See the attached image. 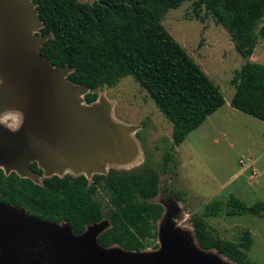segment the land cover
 Returning <instances> with one entry per match:
<instances>
[{"label":"trees","instance_id":"1","mask_svg":"<svg viewBox=\"0 0 264 264\" xmlns=\"http://www.w3.org/2000/svg\"><path fill=\"white\" fill-rule=\"evenodd\" d=\"M46 37L40 54L56 66L72 71L69 81L84 85L86 103L94 102L98 90L113 87L130 75L147 92L172 125L171 141L163 156L168 166L174 149L188 133L220 108L225 100L204 70L194 61L161 23L170 8L184 0H32ZM229 34L235 50L245 60L235 70L230 84L233 108L264 121V64L250 59L258 40L257 27L264 18V0H196ZM264 35V26L260 30ZM29 167L39 176L36 162ZM159 173L145 172L141 164L131 168H109L105 173L43 177L35 183L16 172L0 168V201L34 217L64 221L72 232L82 234L88 225L104 218L96 191L104 185L110 192L109 225L96 239L103 247L117 245L123 250L141 251L156 247V224L164 207L153 200L159 192ZM177 199L179 194L173 193ZM250 214L264 216V200L246 204L230 194L203 206L190 218L197 245L214 250L235 264H257L247 252L251 233L245 229L237 241L223 238L207 224V216Z\"/></svg>","mask_w":264,"mask_h":264},{"label":"rangeland","instance_id":"2","mask_svg":"<svg viewBox=\"0 0 264 264\" xmlns=\"http://www.w3.org/2000/svg\"><path fill=\"white\" fill-rule=\"evenodd\" d=\"M195 1L184 0L165 12L160 21L218 86L225 102L175 147L173 161L168 166L163 163L172 125L132 76H124L117 85L98 90V100L93 105L96 108L90 106L100 112L104 127H123L118 128V144L113 146L106 168L128 169L141 164L145 172L155 170L160 178L159 192L153 198L164 207L156 224L157 246L151 243L139 252L113 246L108 252L115 259L127 258L140 264H235L214 250L197 246L190 218L202 213L206 203L224 200L230 194L246 204L264 200V121L230 104L234 94L230 79L245 60L212 15L203 7L197 9L196 15ZM263 26L264 18L258 24V40L250 57L261 64H264V35L260 34ZM24 108L23 104L18 109L24 114L23 125L28 116L21 110ZM14 110L15 107L0 111V132H11L6 125L14 123L17 115ZM122 147L130 149L131 157L121 153ZM95 195L102 203L104 218L87 230L98 232L109 225L110 192L101 185ZM205 219L217 235L229 240L237 241L248 229L252 245L247 256L257 264H264V216L242 214ZM5 258L6 252L0 246V263Z\"/></svg>","mask_w":264,"mask_h":264},{"label":"water","instance_id":"3","mask_svg":"<svg viewBox=\"0 0 264 264\" xmlns=\"http://www.w3.org/2000/svg\"><path fill=\"white\" fill-rule=\"evenodd\" d=\"M42 26L32 0H0V111L20 109L24 104L21 110L26 111L32 125L17 141L0 132V168L35 183L41 176L29 167L31 162L42 169L43 177L63 176V171H69L90 179L94 173L107 172L104 163L113 155L118 128L123 127H104L100 112L90 107L98 97L86 103L88 88L67 78L72 69L56 66L40 54L46 37L35 32ZM76 87L84 88L83 93ZM27 95L30 100L25 103ZM120 151L131 157L127 147ZM100 161L103 166H99ZM102 230L86 228L75 234L64 221L34 217L22 207L0 201V246L6 252L0 264H140L115 259L108 252L113 246L103 247L96 239Z\"/></svg>","mask_w":264,"mask_h":264},{"label":"bare ground","instance_id":"4","mask_svg":"<svg viewBox=\"0 0 264 264\" xmlns=\"http://www.w3.org/2000/svg\"><path fill=\"white\" fill-rule=\"evenodd\" d=\"M76 89H79L81 91V93H83V91H84V88H82V87H76ZM28 100H30V96L27 95L26 98L24 99L25 103ZM26 124L30 125V128H28ZM31 129H32V125H31V122L29 121V118L27 116L25 119V126L19 132H14V133L5 132V133L8 134L12 138L13 141H17V140L22 139L24 136H26L31 131ZM65 227H67V226H65Z\"/></svg>","mask_w":264,"mask_h":264},{"label":"clouds","instance_id":"5","mask_svg":"<svg viewBox=\"0 0 264 264\" xmlns=\"http://www.w3.org/2000/svg\"><path fill=\"white\" fill-rule=\"evenodd\" d=\"M0 84H3V81L0 80ZM17 115L15 117L14 123L12 125H6L7 129L11 132H17L20 130V128L23 126L24 122V114L22 111L16 109Z\"/></svg>","mask_w":264,"mask_h":264},{"label":"crops","instance_id":"6","mask_svg":"<svg viewBox=\"0 0 264 264\" xmlns=\"http://www.w3.org/2000/svg\"><path fill=\"white\" fill-rule=\"evenodd\" d=\"M110 161V160H109ZM108 162H106V163H104V167L106 168V164H107ZM99 166H103V164L101 163V161L99 162ZM132 167H134V166H132ZM90 169H91V173L92 172H94V168L93 167H89ZM109 168H111V167H109ZM109 168H106V169H109ZM113 168H117V167H113ZM130 168V167H129ZM96 171V170H95ZM100 171V170H99ZM63 174H69V171H63ZM75 176V175H74ZM43 178V177H42Z\"/></svg>","mask_w":264,"mask_h":264},{"label":"flooded vegetation","instance_id":"7","mask_svg":"<svg viewBox=\"0 0 264 264\" xmlns=\"http://www.w3.org/2000/svg\"><path fill=\"white\" fill-rule=\"evenodd\" d=\"M26 125H27V124H26ZM24 126H25V124L23 125V127H24ZM23 127H22V128H23ZM27 127L30 128V125H27ZM22 128H21V129H22ZM21 129H20V130H21ZM20 130H19V131H20ZM19 131H17V132H19ZM13 133H14V132H13ZM40 176H42V175H40Z\"/></svg>","mask_w":264,"mask_h":264}]
</instances>
